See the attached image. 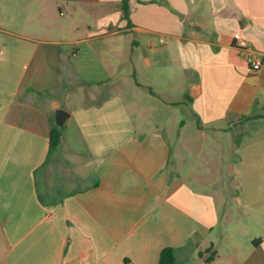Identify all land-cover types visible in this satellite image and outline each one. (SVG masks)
I'll return each mask as SVG.
<instances>
[{"label":"crops","instance_id":"obj_1","mask_svg":"<svg viewBox=\"0 0 264 264\" xmlns=\"http://www.w3.org/2000/svg\"><path fill=\"white\" fill-rule=\"evenodd\" d=\"M120 2L0 0V264H264V0Z\"/></svg>","mask_w":264,"mask_h":264},{"label":"rangeland","instance_id":"obj_2","mask_svg":"<svg viewBox=\"0 0 264 264\" xmlns=\"http://www.w3.org/2000/svg\"><path fill=\"white\" fill-rule=\"evenodd\" d=\"M89 11H91V9H89L88 12ZM170 64L171 65H168L167 67H164V68H162V67L156 68L157 71L152 74V76H153V83L151 85L152 86V89L159 91L162 88V87H160L157 84V81H156L160 77L159 76V73H158V70H160V68H161V71L167 69L166 76L168 77V79L171 78V79L174 80V78L177 76V74L174 71V67H175V65H173V64H175L174 60H172ZM163 75L164 74H161V76H163ZM176 79H178V78H176ZM176 85L178 87H181L182 86V84L180 82H176ZM142 104H143V106H142V111L141 112L143 114H145V112H147V115H149V116L152 117L153 123L154 124H159V126H161V127H162V124H166V125L167 124H169V125L172 124V121H171L172 120V116H176L177 118L178 117L179 118H182L183 120H185L189 124H191V122H192V119H191L190 115L186 112V110L183 107H180L179 106L177 108H172L171 111H170V113H166L165 115H161L160 119H157L156 118L157 116L155 115V111H153L152 109L151 110H148V111L144 110L146 108V105L145 104H147V101H146V103L143 101ZM187 123H185V124L188 125ZM219 133H220V135L223 136V138L226 137V135H225L226 132H219ZM171 136L172 135H169V138L173 141V139L171 138ZM224 151H225V154H224V158L225 159L224 160L227 163V161H228V150H227V147H225ZM225 169H226V166H225ZM195 255H197V252H196ZM190 264H196V263H190Z\"/></svg>","mask_w":264,"mask_h":264},{"label":"trees","instance_id":"obj_3","mask_svg":"<svg viewBox=\"0 0 264 264\" xmlns=\"http://www.w3.org/2000/svg\"><path fill=\"white\" fill-rule=\"evenodd\" d=\"M129 0H121L120 2V8L122 11V14L125 18H129V4H128ZM263 114H257L255 116H260ZM248 117V115H244L243 118ZM197 124H199V122H196ZM61 138V128L60 126H58L55 121H52V127L50 129L49 132V149H53L58 143L59 140ZM205 252L208 253L207 256V260L212 259L213 255L215 254V250L212 249L211 246H209ZM203 252H200V254H202ZM158 264H176V260H175V249L172 246H164L161 248L160 252H159V257H158Z\"/></svg>","mask_w":264,"mask_h":264},{"label":"built area","instance_id":"obj_4","mask_svg":"<svg viewBox=\"0 0 264 264\" xmlns=\"http://www.w3.org/2000/svg\"><path fill=\"white\" fill-rule=\"evenodd\" d=\"M235 41L238 45L247 46V43L238 34L235 35ZM247 61L253 70L258 69L261 65V59L252 53L247 55Z\"/></svg>","mask_w":264,"mask_h":264},{"label":"water","instance_id":"obj_5","mask_svg":"<svg viewBox=\"0 0 264 264\" xmlns=\"http://www.w3.org/2000/svg\"><path fill=\"white\" fill-rule=\"evenodd\" d=\"M66 114H67V112L62 108H57L55 110L54 121L58 126L63 125V123L65 121Z\"/></svg>","mask_w":264,"mask_h":264}]
</instances>
